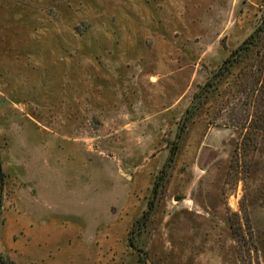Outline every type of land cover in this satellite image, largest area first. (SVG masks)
Returning <instances> with one entry per match:
<instances>
[{
	"label": "rangeland",
	"instance_id": "obj_1",
	"mask_svg": "<svg viewBox=\"0 0 264 264\" xmlns=\"http://www.w3.org/2000/svg\"><path fill=\"white\" fill-rule=\"evenodd\" d=\"M263 22L264 0H0L7 264H264V133L240 146L216 81Z\"/></svg>",
	"mask_w": 264,
	"mask_h": 264
},
{
	"label": "trees",
	"instance_id": "obj_2",
	"mask_svg": "<svg viewBox=\"0 0 264 264\" xmlns=\"http://www.w3.org/2000/svg\"><path fill=\"white\" fill-rule=\"evenodd\" d=\"M249 62V63H247ZM234 78L235 94L231 97L241 102L240 127L244 129L240 146L245 147L252 141L254 134L264 133V22L240 46L230 53L216 74V81L222 77ZM236 81V83H235ZM237 96V97H236ZM243 114H245L243 116ZM239 115V114H238ZM233 126V125H231ZM175 145L171 148L166 167H170L176 153ZM165 174V171H161ZM4 174L0 163V215ZM152 203H148L142 220H147ZM129 244H131L129 242ZM0 264H7L0 255Z\"/></svg>",
	"mask_w": 264,
	"mask_h": 264
},
{
	"label": "water",
	"instance_id": "obj_3",
	"mask_svg": "<svg viewBox=\"0 0 264 264\" xmlns=\"http://www.w3.org/2000/svg\"><path fill=\"white\" fill-rule=\"evenodd\" d=\"M206 87H207V86H206ZM206 87H204V90L206 89ZM199 96H200V94L198 95V97H199ZM198 97H196V99H197ZM196 99H195V100H196Z\"/></svg>",
	"mask_w": 264,
	"mask_h": 264
}]
</instances>
